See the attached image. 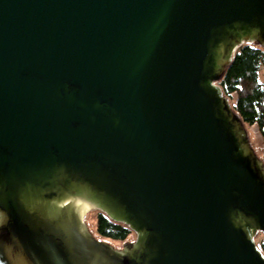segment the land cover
I'll return each mask as SVG.
<instances>
[{
	"label": "water",
	"instance_id": "95a60500",
	"mask_svg": "<svg viewBox=\"0 0 264 264\" xmlns=\"http://www.w3.org/2000/svg\"><path fill=\"white\" fill-rule=\"evenodd\" d=\"M249 43L264 0H0V264H264V163L218 85Z\"/></svg>",
	"mask_w": 264,
	"mask_h": 264
},
{
	"label": "trees",
	"instance_id": "16d2710c",
	"mask_svg": "<svg viewBox=\"0 0 264 264\" xmlns=\"http://www.w3.org/2000/svg\"><path fill=\"white\" fill-rule=\"evenodd\" d=\"M264 68V49L257 44H244L236 51L224 78L218 83L233 109L247 126H257L264 141V83L259 79ZM133 232L104 213L97 218V235L107 241H127ZM258 248L264 254V241Z\"/></svg>",
	"mask_w": 264,
	"mask_h": 264
},
{
	"label": "rangeland",
	"instance_id": "374dc122",
	"mask_svg": "<svg viewBox=\"0 0 264 264\" xmlns=\"http://www.w3.org/2000/svg\"><path fill=\"white\" fill-rule=\"evenodd\" d=\"M259 79L262 83H264V68H262V70L260 71ZM246 129L249 133V138H250V142H251L252 147L254 148L258 157L264 163V141L262 140V138L259 134L257 126H251V127L247 126ZM100 213H101V211L95 209L92 211V215L89 218V231H91L94 236H96L98 239H102V240L110 243L113 247H115L119 250L123 248V246L126 242H135L136 241L137 236L134 232L131 235V237L125 242L107 241V240L99 237L97 235V218H98ZM255 241H256L257 245L259 243L263 242L264 241V234L258 233V235L255 238Z\"/></svg>",
	"mask_w": 264,
	"mask_h": 264
}]
</instances>
